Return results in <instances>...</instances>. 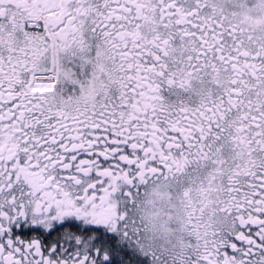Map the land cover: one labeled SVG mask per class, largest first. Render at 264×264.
Wrapping results in <instances>:
<instances>
[{
  "label": "snow or ice",
  "instance_id": "obj_1",
  "mask_svg": "<svg viewBox=\"0 0 264 264\" xmlns=\"http://www.w3.org/2000/svg\"><path fill=\"white\" fill-rule=\"evenodd\" d=\"M0 264H264V0H0Z\"/></svg>",
  "mask_w": 264,
  "mask_h": 264
}]
</instances>
